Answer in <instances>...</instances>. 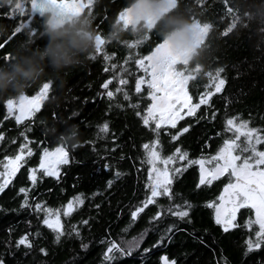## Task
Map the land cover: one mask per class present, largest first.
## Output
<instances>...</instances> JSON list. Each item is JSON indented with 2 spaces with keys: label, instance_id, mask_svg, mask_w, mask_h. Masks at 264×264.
<instances>
[{
  "label": "trees",
  "instance_id": "1",
  "mask_svg": "<svg viewBox=\"0 0 264 264\" xmlns=\"http://www.w3.org/2000/svg\"><path fill=\"white\" fill-rule=\"evenodd\" d=\"M30 1L11 0V9L4 0L1 3L0 74H16L17 64L28 67L39 61L51 41L48 16L33 15ZM86 1V12L70 24L87 21L95 36L92 46L60 69L45 57L43 74L26 81L22 92L13 87L0 90V169L6 157L21 153V146L27 145L19 170L0 196V259L4 264H162L161 258L167 256L176 264H264V245L247 251L246 241L254 240L259 230L247 224L253 210H238V226L225 232L215 223L214 208L207 206L218 199L228 176L198 187L200 167L188 163L215 154L226 139L235 138V130L228 131L229 118H235L236 124L247 122L248 128L262 130L264 136V0H174L152 24L128 26L118 18L136 0ZM173 18L206 27L202 41L176 67L190 75L188 92L194 101L208 97L209 92L213 95L194 116L178 119L175 128L163 125L160 129L157 148L162 154L173 155L180 148L187 159L176 160V167L183 171L172 184L174 198H158L156 205L133 220L131 213L148 195L149 165L144 163L143 145L157 138L154 123H142L141 116L152 102L151 90L144 85L140 94L135 92L136 79L143 75L135 61L165 40ZM218 74L225 85L215 93ZM121 78L128 83L121 86ZM210 79L217 80L209 86ZM109 80L113 82L106 90L102 85ZM45 82L50 88L40 110L17 123L8 112L7 100L35 95ZM117 87L129 94L130 101L124 99L123 91L107 97L106 92ZM105 123L108 131L102 133ZM184 128L189 130L182 132ZM69 129L76 130L75 141ZM240 141L244 144L245 138ZM62 145L70 162L61 165L58 177L43 175L39 164L44 149ZM257 147L264 151V144ZM33 169L37 170L35 184L29 179ZM26 200L28 206H22ZM70 201H75L74 209L65 216L61 210ZM185 201L192 205L189 217L181 220L167 212L169 205ZM47 208L60 212L64 235L59 242L43 223ZM158 211L163 215L154 220ZM172 225L174 230L166 233ZM141 234L143 239L131 254L117 252L114 260L105 261L109 241L127 249L125 242ZM25 236L32 246L17 247ZM161 237L163 243L158 244Z\"/></svg>",
  "mask_w": 264,
  "mask_h": 264
},
{
  "label": "snow or ice",
  "instance_id": "2",
  "mask_svg": "<svg viewBox=\"0 0 264 264\" xmlns=\"http://www.w3.org/2000/svg\"><path fill=\"white\" fill-rule=\"evenodd\" d=\"M61 6L65 8L66 11L72 12L79 10L84 3H78L76 0H60ZM19 33V29L17 30ZM101 43L97 52L102 51ZM161 51L156 56H146L135 61L138 68H140L144 73L147 74L148 78L145 76H139L135 82V92L140 94L143 91L144 85H146L150 91L148 93L149 98L152 103L147 107L145 114L141 116L140 112H137V116H141L142 123L144 126H149L154 122L153 131L157 133V138L151 144H144L143 148L146 152V158L144 163L150 166L149 168V180L150 183L147 186L149 188L150 195L146 196L145 201L142 202V206H139L131 213L133 220H135L145 209L150 205H156L158 203V198L166 197L169 200L174 198V193L172 191V184L176 176L181 174L183 171L182 168H174L172 171L174 175L170 174L167 167L161 169L157 167L158 163L163 165H168L170 163H175V160H186L187 153L182 152L180 148H176L175 153L167 158H162L160 152L156 150V147L160 144L159 141V131L163 125H170L172 128L176 127L177 119H183L184 117L179 113L175 107V102L181 100L184 106H188L190 97L187 91V82H181L176 80L171 74L166 71V65L170 59V53L163 50V45L159 46ZM108 59V57H105ZM115 68V65H112ZM108 71V69H105ZM218 84L215 85V93H220L222 87L225 85V80L220 78L218 74ZM217 79H210L211 82ZM112 80L105 82L102 87L108 89L109 85L112 83ZM128 81L121 78L119 84L121 86L126 85ZM171 85V87H167ZM50 88V84L45 82L40 88L39 92L29 98L26 95H21L19 97V115L15 117L17 123H22L24 119L29 118V114L34 115L41 108L42 102L47 98V94ZM123 91L122 87H117L115 92L109 90L106 92L108 98H113L116 94H119ZM172 91L178 93L177 96L172 97L169 95ZM160 93H164L163 96H160ZM213 95L212 92H209L207 96L210 98ZM123 96L126 101H130L131 97L126 91H123ZM207 98H201L200 103L192 105L188 111V116H194L196 114V109H199L202 104H207ZM131 107H138L137 104H130ZM14 107L13 99L7 100V109L9 114L12 113ZM228 126V131L235 130L234 139H226L223 142V146L219 149L215 156L211 158H201L195 161H188L189 164H198L200 166L201 175L199 185H210L213 181L220 179L225 174L233 177L234 180L228 183L219 198L220 203L211 202L207 206L210 208H215V223L221 225L225 232L229 231L232 228H236L238 225L235 223L237 212L240 209L251 208L255 211V220L248 221L247 224L250 227L252 224H258L259 230L255 232V239H249L246 241L247 251L252 252L254 250H259L261 245H264V151L258 150V145L264 144V136L260 135V131L256 128H248L247 122H241L239 125H236L235 118H229L226 121ZM247 129V131H241V129ZM189 128H184L182 132H187ZM71 136L76 135L75 129L68 130ZM108 124L105 123L101 128L100 132L107 133ZM241 137L245 138L244 146L239 143ZM70 138V137H69ZM178 137L173 136L172 139L175 140ZM2 139V137H0ZM27 148V145L21 146V154L16 155L14 158L6 157L8 161L4 165V168L10 169V171L0 172V193H3L5 189L11 184L10 177L16 175L17 171L20 168V161L23 157V149ZM27 155L31 156V149H28ZM69 153L65 147L58 146L53 151L45 148L41 161L39 164V169L42 170L43 175L46 176H56L58 177V170L61 165L68 164ZM215 162L214 166L206 169V164H212ZM239 162V163H237ZM36 169L31 170L29 179L36 183ZM119 175V173H117ZM111 182H109V186ZM20 191L26 192V189H20ZM79 199V198H77ZM83 203V200L79 201ZM225 203L227 207H225ZM28 206L27 200L25 205ZM163 207V206H161ZM225 207V210L222 212L221 208ZM68 211L64 212V215L67 216L72 210V202L70 201L68 206ZM192 205L187 201L182 204H173L169 205L167 212L181 220L189 217L190 210ZM35 209L40 210L41 205L36 204ZM49 213L52 212L51 209L47 210ZM163 215L162 211H158L153 217L154 220L161 218ZM43 223L56 233V242H59L61 237L64 235L63 226L59 218V211L56 212L55 220H50L45 218ZM87 223V221H85ZM176 226L172 225L167 230L166 233H170L174 230ZM75 231V230H74ZM79 234L78 232L76 233ZM141 234L138 238H133L132 240L126 241L127 249L120 246L119 243L115 241H109V246L106 249L104 254L105 261H112L116 258L115 253L119 252L122 255H129L133 248L139 247L141 240L143 239ZM164 238L161 237L158 244L163 243ZM24 245L26 247H31V242L28 237H22L17 242V247ZM84 247H87L84 245ZM155 247V246H154ZM44 252L43 249H41ZM145 252L150 251L149 249H144ZM162 264H176L175 260H169L167 256L161 258ZM0 264H4V261L0 259Z\"/></svg>",
  "mask_w": 264,
  "mask_h": 264
},
{
  "label": "clouds",
  "instance_id": "3",
  "mask_svg": "<svg viewBox=\"0 0 264 264\" xmlns=\"http://www.w3.org/2000/svg\"><path fill=\"white\" fill-rule=\"evenodd\" d=\"M165 7L167 0H136L134 14L139 18L157 19L162 17ZM47 31L51 41L40 54L39 61H32L28 67L17 64L16 74H0V90L13 87L17 93L22 92L26 81L34 80L43 74L44 65L41 62L45 57H50L53 68L60 69L72 64L73 57L91 47L95 40L87 21L70 24L56 10H52L47 20ZM165 39L177 50L189 47L195 39L192 24L187 20L173 18L169 30L165 33ZM17 75L19 79L16 78ZM71 139L75 141L76 136Z\"/></svg>",
  "mask_w": 264,
  "mask_h": 264
},
{
  "label": "rangeland",
  "instance_id": "4",
  "mask_svg": "<svg viewBox=\"0 0 264 264\" xmlns=\"http://www.w3.org/2000/svg\"><path fill=\"white\" fill-rule=\"evenodd\" d=\"M86 1V0H85ZM86 3H87V1H86ZM174 4V0H167V7H165L164 9H163V12H165L167 9H169L172 5ZM134 5L135 4H133V5H131L130 7H127L121 14H120V16H119V18H118V22L119 23H121L123 26H128V25H135V24H137V23H139V22H144L145 24H147V25H150V24H152L156 19H153V18H139V17H137L135 14H134ZM17 7L18 8H22L23 7V4L21 3V2H18L17 3ZM192 26H193V30H194V36H195V39H194V41H193V43L189 46V47H187V48H184V49H182V50H177V49H175L169 42H168V40H164L162 43H160L159 45H157L156 46V48L154 49V51L153 52H151L150 54H148V55H146V56H156L160 51H161V49H160V45H163V50L164 51H167L168 53H170V59H169V61H168V63H167V65H166V71L169 73V74H171L176 80H178V81H181V82H187L188 83V81H189V78H190V75L189 74H187V73H183L182 71H180V70H178L177 69V67H176V65L178 64V63H182V62H185V61H187V59L190 57V55H191V53H192V51L196 48V46L202 41V39L204 38V36H205V33H206V27L205 26H203V25H201V24H199V23H193L192 24ZM146 56H144V57H146ZM141 76H145V78L147 79L148 78V76H147V74L146 73H144L143 72V75H141ZM167 87H171V85H168ZM151 90V89H150ZM152 91V90H151ZM187 91H188V86H187ZM25 95V94H24ZM36 95V94H35ZM160 96H163L164 95V93H160L159 94ZM169 95L170 96H172V97H175V96H177L178 95V93L176 92V91H172L171 93H169ZM188 95H189V97H190V101H189V104H188V106H184L183 105V103H182V97H181V100L180 101H178V102H175V107H176V109L179 111V113L182 115V116H186L187 114V111H188V109L192 106V105H194V104H198V103H200V100H201V98H208V97H200L198 100L199 101H194L193 100V98L190 96V94H189V92H188ZM21 96V95H20ZM19 96V97H20ZM26 96H28V95H26ZM32 96H34V95H32ZM32 96H28L29 98H31ZM19 97H17L16 99H14L13 101H14V107H13V110H12V113L11 114H13L15 117L17 116V115H19L20 113H19ZM152 103V102H151ZM32 114H29V117L31 116ZM25 120V119H24ZM178 120V119H177ZM154 123V122H153ZM165 125H167V124H165ZM236 125H239V124H236ZM241 131H247V129L245 128V129H241ZM245 142V141H244ZM239 143H241V145L242 146H244V144H242V142L241 141H239ZM223 146V145H222ZM221 146V147H222ZM220 147V148H221ZM219 148V149H220ZM219 149H218V151H219ZM54 149H52V150H49V151H53ZM156 150L158 151V152H160V154H161V157L162 158H167L168 156H164L163 154H162V152L156 147ZM217 151V152H218ZM216 152V153H217ZM216 153L215 154H213V155H205V156H202V157H200V158H197V160H199V159H201V158H211L212 156H215L216 155ZM18 154H21V153H17L16 155H18ZM15 155V156H16ZM24 155V154H23ZM15 156H13L12 158H14ZM169 156H171V155H169ZM177 160V159H176ZM176 160H175V163H170V164H168V165H163L162 163H158L157 164V167L158 168H161V169H163V168H165V167H167L168 168V170H169V172H170V174H172V175H174V173H173V169L174 168H178V167H176V166H178V164L176 163ZM21 162V161H20ZM19 162V163H20ZM6 163H8V161L7 160H5V163H4V165L6 164ZM237 163H239V162H237ZM214 164H215V162H213L212 164H206V169H208V168H211V167H213L214 166ZM4 165H3V169H0V172H5V171H10V169H5L4 168ZM199 166V165H198ZM200 167V166H199ZM60 168H61V166L59 167V170H58V173H59V171H60ZM149 168H150V166H149ZM200 169V168H199ZM40 170V169H39ZM42 171V170H41ZM200 175H201V170H200ZM225 175H227L228 176V178H229V181H228V183H230V182H232L233 180H234V178L233 177H231V176H229L228 174H225ZM11 178V177H10ZM0 180H2V178H0ZM149 183H150V180H149V174H148V185H149ZM227 183V184H228ZM226 184V185H227ZM225 185V186H226ZM225 188V187H224ZM224 188H223V190H224ZM223 190L221 191V193H220V195H219V197H218V199L215 201L216 203H220V200H219V198L221 197V195L222 194H224V192H223ZM148 195H150V192H149V188H148ZM72 202V210L74 209V205H75V201H71ZM68 204L69 203H67L66 205H65V207L61 210V212L63 213V212H65V211H68V208H67V206H68ZM225 207H227V204L225 203ZM225 207H222L221 208V211L223 212L224 210H225ZM214 208V207H213ZM48 209H50V208H47L46 209V218H48V219H50V220H55V218H56V212H57V210H55V209H51L52 210V212L51 213H49L47 210ZM71 210V211H72ZM253 210V219H252V221H254L255 220V211H254V209H252ZM70 211V212H71ZM214 213H215V208H214ZM238 213V212H237ZM59 218H60V212H59ZM253 225V224H252ZM254 226H258V228H259V225L258 224H254Z\"/></svg>",
  "mask_w": 264,
  "mask_h": 264
},
{
  "label": "water",
  "instance_id": "5",
  "mask_svg": "<svg viewBox=\"0 0 264 264\" xmlns=\"http://www.w3.org/2000/svg\"><path fill=\"white\" fill-rule=\"evenodd\" d=\"M76 2L78 3L82 2L84 4L77 11L68 12L65 10L64 7L61 6L60 0H31L30 10L31 13L34 15H41V16L48 15V18L51 15L52 10H56L62 15L64 20L70 23L73 22L74 19L82 16L87 10V3L85 0H76ZM61 23H63V20L61 21ZM1 194L2 193H0V196Z\"/></svg>",
  "mask_w": 264,
  "mask_h": 264
},
{
  "label": "flooded vegetation",
  "instance_id": "6",
  "mask_svg": "<svg viewBox=\"0 0 264 264\" xmlns=\"http://www.w3.org/2000/svg\"><path fill=\"white\" fill-rule=\"evenodd\" d=\"M3 0H0V8H1V3H2ZM5 2V7H8V9H11L10 6H11V0H4Z\"/></svg>",
  "mask_w": 264,
  "mask_h": 264
},
{
  "label": "bare ground",
  "instance_id": "7",
  "mask_svg": "<svg viewBox=\"0 0 264 264\" xmlns=\"http://www.w3.org/2000/svg\"><path fill=\"white\" fill-rule=\"evenodd\" d=\"M31 11V10H30ZM34 15V14H33ZM41 16V15H40ZM44 16H46V15H44ZM48 16V15H47ZM77 19V18H76ZM75 20V19H74ZM70 23H72V22H70Z\"/></svg>",
  "mask_w": 264,
  "mask_h": 264
}]
</instances>
